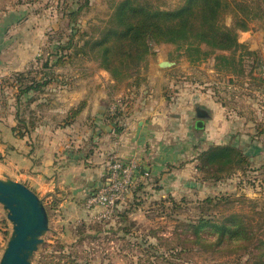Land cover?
Listing matches in <instances>:
<instances>
[{"label":"rangeland","instance_id":"rangeland-1","mask_svg":"<svg viewBox=\"0 0 264 264\" xmlns=\"http://www.w3.org/2000/svg\"><path fill=\"white\" fill-rule=\"evenodd\" d=\"M84 1L0 0L1 10H22V25L36 28L34 61L21 71V77L0 80V121H6L21 140V151L13 155L14 151L10 150L9 161L22 181L30 183L36 191V128L49 124L56 129L71 127L81 113L67 124L70 110L85 101L84 110L89 97L97 93L104 95L108 120L112 122L116 113L126 117L132 105L152 90L148 84L149 71L161 59L177 61L172 69L165 71L170 81L161 78L156 81L159 90L161 87L168 97L167 103L188 101L190 93L192 98L188 103L193 125L202 119L197 108L208 115L202 119L203 126L197 125L198 144L180 155L177 164L168 165L160 176H145L109 217H103L99 207L86 206L90 192L102 180L96 187L85 181L86 191L81 193L75 192L71 183L61 187L51 185L40 196L49 214V230L34 255L33 264H260L264 250V1L262 8L257 9L254 0H245L247 4L240 10L251 8L257 15L248 30H239V40L258 51L257 55L239 49L235 62L219 63L216 54L231 52L217 50L205 60L193 62L187 45L154 43L153 53L139 65L143 78L139 86L134 78L115 80L99 60L85 55L83 50L76 54L87 38L100 36L121 0H90L76 19H72L71 12ZM143 1L167 9L185 2ZM233 18L229 10L224 22L230 25ZM73 32V41L78 46L62 49ZM202 47L207 48L205 44ZM60 57L63 63H58ZM47 79L50 81L41 90L25 91L27 86ZM158 97L161 101L165 98L160 94ZM216 106L221 108L217 113ZM86 125L88 129L79 145L73 143L72 153L82 164L92 167L95 163L89 160L96 138L91 136L96 134V124L92 121ZM212 144L232 146L246 156L247 162L239 164L237 157L230 162L222 157L211 163L203 162L200 154ZM2 154L0 150V177L7 173L6 152ZM56 158L55 163L59 164L60 157ZM186 163L191 164L189 169ZM203 163L205 168H199ZM219 167L222 173L218 178ZM47 174L45 183L55 176ZM231 214H237L236 220L242 222L243 232L239 236L228 232L218 243L220 230L209 225L198 227L201 217L215 221L228 219ZM12 227L0 204V259Z\"/></svg>","mask_w":264,"mask_h":264},{"label":"crops","instance_id":"crops-1","mask_svg":"<svg viewBox=\"0 0 264 264\" xmlns=\"http://www.w3.org/2000/svg\"><path fill=\"white\" fill-rule=\"evenodd\" d=\"M22 14V10L17 8L0 9V78L24 70L36 58V28L24 27L21 23ZM164 61L168 63L163 64ZM176 64V60L161 59L150 66L148 84L154 89L145 94L138 104L132 105L127 116L121 120L111 122L107 119L104 95L97 93L94 97H89V104L71 127L56 129L55 125L49 124L36 128V191L30 183L22 181L21 176L16 175V169L11 166L9 152L13 150V155H18L21 140L15 137L6 121H0V150L2 155L6 152L4 159L7 173L24 182L39 196L52 187H61L67 183L73 184L78 193L86 191L83 186L85 181H88L89 186H98L105 179L108 163L113 156L122 160H137L144 178L149 175L160 176L168 165L177 164L180 155L198 144V126L196 123L193 125L191 105L188 103L192 94H188V101L171 104L167 103L168 97L162 93V88L159 90L157 86V78L170 81L164 75L165 71ZM159 94L162 98L165 97L163 101L158 97ZM80 99L82 97L77 103ZM163 102H166L165 105ZM220 109L216 106L215 113ZM92 121L96 124V134L93 133V128L90 132L96 141L89 160L95 164L90 167L91 165L82 164L83 161L72 150L73 143L80 144L84 131L88 129L86 124H92ZM57 155L60 157L59 164L55 163ZM190 165L186 163V169ZM46 173L55 175L49 183L44 182ZM85 211L89 212L87 209Z\"/></svg>","mask_w":264,"mask_h":264},{"label":"trees","instance_id":"trees-1","mask_svg":"<svg viewBox=\"0 0 264 264\" xmlns=\"http://www.w3.org/2000/svg\"><path fill=\"white\" fill-rule=\"evenodd\" d=\"M263 1L254 0L257 9L262 8ZM89 3L90 0H85L77 10L72 11V19L75 20L78 13ZM243 4L245 6L247 1L185 0L181 6L167 9L153 5L149 1L121 0L117 3L109 24L101 31L100 36L87 38L84 44L77 48L76 54L83 50L85 55L88 54L99 60L102 67L110 71L115 80L134 78L135 82H133L138 86L140 80L143 79L139 74V65L146 60L149 54L153 53L154 43L173 42L187 45L193 62L205 60L217 50H228L231 52L230 55L216 54L215 59L219 63L223 61L233 63L239 49H246L245 54L248 55L258 54V51L251 50L239 40V30H248L251 20L257 17L251 8L240 12ZM229 10L234 16L233 23L230 25L224 22V16ZM74 34V32L71 34L67 46H63L62 49L78 46L73 41ZM84 34L87 33L84 32ZM202 44H205L207 48H203ZM63 61L62 57L58 59V63H63ZM217 66L219 67L220 64L217 63ZM15 75L21 77L22 72H14L11 76L0 78V80ZM49 81L47 79L36 85L31 84L25 88V91L41 90ZM85 104L86 102L82 101L70 110L67 124L75 121L83 111ZM121 117L123 118V115L116 113L113 120L121 119ZM217 157H222L225 162H230L236 157L239 164L247 162L246 156L230 145L212 144L208 150L200 154V159L207 163H211ZM198 167L203 169L205 165L203 163ZM220 171H222L221 167L216 170L218 178L221 177L222 172ZM207 200L212 201L213 199L208 198ZM236 217L239 216L231 214L228 219L215 221L201 217L198 220V227L209 225L220 230L218 241L220 243L228 232L237 236L243 232L242 222L236 220ZM260 257V264H264V250Z\"/></svg>","mask_w":264,"mask_h":264},{"label":"water","instance_id":"water-1","mask_svg":"<svg viewBox=\"0 0 264 264\" xmlns=\"http://www.w3.org/2000/svg\"><path fill=\"white\" fill-rule=\"evenodd\" d=\"M197 112L202 119L208 115L202 108H197ZM202 119L197 125L203 126ZM4 174L0 177V204L13 227L0 264H33L34 255L49 230V214L44 200L34 190Z\"/></svg>","mask_w":264,"mask_h":264},{"label":"built area","instance_id":"built-area-1","mask_svg":"<svg viewBox=\"0 0 264 264\" xmlns=\"http://www.w3.org/2000/svg\"><path fill=\"white\" fill-rule=\"evenodd\" d=\"M143 179L144 174L137 160L114 157L109 162L105 179L87 198L86 206L89 209L99 207L102 209V216L109 217L119 203L133 194Z\"/></svg>","mask_w":264,"mask_h":264}]
</instances>
